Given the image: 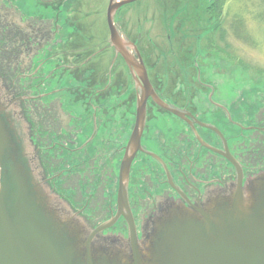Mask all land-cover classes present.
Masks as SVG:
<instances>
[{"label":"flooded vegetation","instance_id":"1","mask_svg":"<svg viewBox=\"0 0 264 264\" xmlns=\"http://www.w3.org/2000/svg\"><path fill=\"white\" fill-rule=\"evenodd\" d=\"M124 1L0 0V78L28 124L46 184L90 226L104 227L102 235L127 238L129 215L141 237L169 205L203 206L239 176L245 184L263 172L264 106L244 104L241 88L232 95L212 83L175 32L167 33L172 50L160 73L144 24L162 9ZM114 28L126 45L116 47ZM124 52L143 62L160 100L148 97L139 140L145 82ZM127 153L129 207L120 208Z\"/></svg>","mask_w":264,"mask_h":264},{"label":"water","instance_id":"2","mask_svg":"<svg viewBox=\"0 0 264 264\" xmlns=\"http://www.w3.org/2000/svg\"><path fill=\"white\" fill-rule=\"evenodd\" d=\"M114 12L111 5L112 27ZM114 29L116 47L126 45ZM135 67L145 82L133 134L139 140L148 97L160 100L143 62ZM132 159L127 153L121 166L120 208L129 207ZM127 217V238L102 235L104 227L90 226L46 184L28 124L0 78V264H264V171L245 184L239 176L203 206L169 205L141 237Z\"/></svg>","mask_w":264,"mask_h":264},{"label":"rangeland","instance_id":"3","mask_svg":"<svg viewBox=\"0 0 264 264\" xmlns=\"http://www.w3.org/2000/svg\"><path fill=\"white\" fill-rule=\"evenodd\" d=\"M138 5L150 7V11L162 9L148 13L144 24L145 31L150 29L144 43L151 48L150 64L156 70L165 72L166 65L159 60L171 53L167 33L175 32L180 44L200 56L202 69L212 83L224 85L232 95H238L236 88H241L244 104L264 106V0H142ZM172 15L177 17L175 23H171ZM165 22L169 30H165ZM203 37H211L210 45L200 41Z\"/></svg>","mask_w":264,"mask_h":264},{"label":"trees","instance_id":"4","mask_svg":"<svg viewBox=\"0 0 264 264\" xmlns=\"http://www.w3.org/2000/svg\"><path fill=\"white\" fill-rule=\"evenodd\" d=\"M212 9V8H211Z\"/></svg>","mask_w":264,"mask_h":264}]
</instances>
